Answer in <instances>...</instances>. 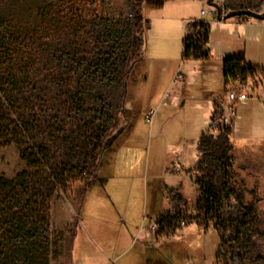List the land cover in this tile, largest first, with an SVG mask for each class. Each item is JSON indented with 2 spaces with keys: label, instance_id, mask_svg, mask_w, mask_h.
<instances>
[{
  "label": "rangeland",
  "instance_id": "374dc122",
  "mask_svg": "<svg viewBox=\"0 0 264 264\" xmlns=\"http://www.w3.org/2000/svg\"><path fill=\"white\" fill-rule=\"evenodd\" d=\"M79 1L74 9L87 22L102 32L112 27L119 35L109 42L102 39L97 47L88 41L79 58L91 62L101 52L118 76L116 82L113 77L97 82L73 78L68 85L75 95L62 93L57 114L44 118V139H58L47 150L60 181L50 201V264H145L146 250L135 238L150 217L167 207L164 215L170 216L158 230L161 239L173 242L148 250L150 259L160 264H264V259L247 260L252 251L264 255V104L255 99L240 104L235 133L201 138L209 133L206 105L188 100L173 106L166 96L184 61L188 23L214 20L206 0H145L140 60L139 35L125 27L134 21L137 0ZM216 3L224 14L264 11V0ZM236 20L242 23L212 32V55L244 57L263 76L264 21L245 17L227 22ZM193 32L198 29L191 27L188 33ZM192 66L186 63L183 70ZM210 81L198 75L196 97L203 88L219 89L220 77ZM25 171L17 147L0 148V176L14 179ZM198 178L220 199L213 221L205 217ZM232 179L243 184L244 203Z\"/></svg>",
  "mask_w": 264,
  "mask_h": 264
},
{
  "label": "trees",
  "instance_id": "16d2710c",
  "mask_svg": "<svg viewBox=\"0 0 264 264\" xmlns=\"http://www.w3.org/2000/svg\"><path fill=\"white\" fill-rule=\"evenodd\" d=\"M144 1H135L134 21L125 25L126 30L131 27L139 35L136 40L139 60L147 30L141 13ZM79 2L0 0V148L17 147L26 166V171L14 179L0 176V264H50L54 246L50 236V201L60 181L50 167L52 158L47 150L55 147L58 139L52 135L46 142L44 118L57 114L62 93L67 98L75 95L68 85L73 78L97 82L113 77L116 82L118 76L111 59L104 60L106 56L101 52L93 54L91 62L79 58L88 41L97 47L102 39L109 42L119 36L112 27L106 26L102 32L99 26L87 22L74 9ZM214 18L217 19L216 15ZM191 27L198 29L199 39L193 41L192 35L186 34L183 60L201 61L205 70L212 64L205 49L208 29L203 23H192ZM259 71L260 68L248 65L244 57L222 62L225 82L236 77L247 80ZM126 80L127 74L122 80V101ZM204 137L207 135L201 138ZM196 183L205 217L213 221L220 203L218 194L202 179L198 178ZM231 183L244 203L243 184L237 186L233 179ZM169 216L160 217L161 229ZM255 255L252 251L247 260L264 259L262 254Z\"/></svg>",
  "mask_w": 264,
  "mask_h": 264
},
{
  "label": "crops",
  "instance_id": "0c3cea01",
  "mask_svg": "<svg viewBox=\"0 0 264 264\" xmlns=\"http://www.w3.org/2000/svg\"><path fill=\"white\" fill-rule=\"evenodd\" d=\"M207 10H208V12L212 13L215 16V14H214L215 12H213L211 10V8L207 9ZM192 21H194V23H203L207 26L208 43H207L205 49L209 55L210 60L212 61V64H211V66L207 67V69L204 70L203 64L201 61H196V60L183 61L182 65L178 68L175 75L173 76V80L168 87V91L166 93V96L168 98H170V104L173 106H177L180 103H181V106H184V104L188 100H193V101H197L199 103H202V104L206 105L207 113H208L207 116H208V118H210V115L212 112L213 100L216 97H218L219 95H221L224 91V82L225 81H224V77H223V73H222V62L227 58H231V57H225V55H223L222 58H215L214 55H212V49H211V43H210L211 42V34L214 30L219 29V27L222 29H225V28L226 29L227 28L232 29L233 25L235 26L237 24H241L242 22L239 20H236L234 22H227V21H220L219 22L215 18L213 21H210V22L207 20H200L199 21V20H194V19ZM191 24L192 23H188V28L185 29V31H186L185 36L190 31ZM186 63L194 64V66L187 68L189 70L186 69L187 72H185L183 70ZM179 72H182V74L184 76L183 81L177 80V75ZM188 73H190L194 77L189 79V77L187 76ZM198 75H201V77L204 81L207 79H209V81L213 80L217 76L220 77L221 83H220L219 89L216 90L212 87L203 88L201 90L202 96L196 97V94L193 93V89L198 84ZM263 85H264V71H263ZM195 90H198V89L195 88ZM186 92L191 94L190 98H186ZM256 96L257 97H253V98H249V99L258 100L259 102H262L264 104V90L257 93ZM248 100L241 102L240 104L246 103ZM239 105H238V109H239ZM208 121H209V119H208ZM207 130H208V123H207ZM206 135L207 136H213V134H211V133H207ZM166 212H168V207L166 208V210L161 215H159V216L156 215L155 217H150L149 218L150 219L149 225L146 227L145 226L142 227L140 230V234L138 236H136V238H135V240L137 242L138 241L142 242L143 248L146 250V253L144 254L145 264H160V263H158V261H154L153 259H150L147 251L150 249L158 248L162 245L169 246L173 242L171 239H167V238L161 239V236H160L161 234H159V230H153L152 229V225L154 223L159 224L160 217H164L165 216L164 214ZM178 239H181V238H178Z\"/></svg>",
  "mask_w": 264,
  "mask_h": 264
},
{
  "label": "built area",
  "instance_id": "2783aa9c",
  "mask_svg": "<svg viewBox=\"0 0 264 264\" xmlns=\"http://www.w3.org/2000/svg\"><path fill=\"white\" fill-rule=\"evenodd\" d=\"M191 35L193 41L199 39L198 32H193ZM177 80H184L182 72L178 73ZM247 89L250 90V93L246 92ZM263 90V76L259 72L247 80L236 77L224 82L223 93L213 100L212 112L208 121L209 133L220 135L228 131L234 132L238 105L249 98L257 97V93ZM152 116L153 113L148 118L151 119ZM182 225L185 226V223L183 222ZM152 229L158 230L159 224L154 223Z\"/></svg>",
  "mask_w": 264,
  "mask_h": 264
},
{
  "label": "water",
  "instance_id": "95a60500",
  "mask_svg": "<svg viewBox=\"0 0 264 264\" xmlns=\"http://www.w3.org/2000/svg\"><path fill=\"white\" fill-rule=\"evenodd\" d=\"M206 4L208 7L214 10L216 14L217 20L220 21H227L233 18H253L258 21H264V11L263 13H257L252 10H238V11H231L228 13L223 12L222 8L216 3V0H206Z\"/></svg>",
  "mask_w": 264,
  "mask_h": 264
},
{
  "label": "flooded vegetation",
  "instance_id": "af4514ba",
  "mask_svg": "<svg viewBox=\"0 0 264 264\" xmlns=\"http://www.w3.org/2000/svg\"><path fill=\"white\" fill-rule=\"evenodd\" d=\"M241 168H243V167H241Z\"/></svg>",
  "mask_w": 264,
  "mask_h": 264
}]
</instances>
